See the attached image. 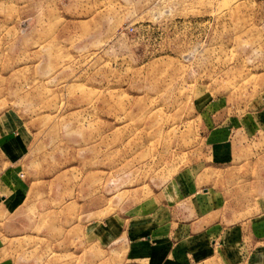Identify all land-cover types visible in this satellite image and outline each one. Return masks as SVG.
I'll use <instances>...</instances> for the list:
<instances>
[{"label": "rangeland", "instance_id": "rangeland-1", "mask_svg": "<svg viewBox=\"0 0 264 264\" xmlns=\"http://www.w3.org/2000/svg\"><path fill=\"white\" fill-rule=\"evenodd\" d=\"M11 167L0 264H160L127 231L264 213V0H0Z\"/></svg>", "mask_w": 264, "mask_h": 264}, {"label": "crops", "instance_id": "crops-1", "mask_svg": "<svg viewBox=\"0 0 264 264\" xmlns=\"http://www.w3.org/2000/svg\"><path fill=\"white\" fill-rule=\"evenodd\" d=\"M17 172V168L11 167L0 178L4 200L15 198L26 186L17 178ZM206 208L207 204L204 212ZM194 211L195 219L191 221H159L156 217L147 227L135 226L127 231L126 236L135 245L151 246L160 256V264H205L216 255L215 250H219L223 264H264V213L226 221L216 210L204 213L194 208ZM212 217L218 218L207 220Z\"/></svg>", "mask_w": 264, "mask_h": 264}]
</instances>
